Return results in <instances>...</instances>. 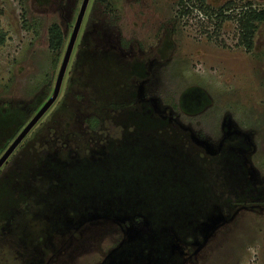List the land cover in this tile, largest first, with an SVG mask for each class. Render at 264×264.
Segmentation results:
<instances>
[{"label":"rangeland","instance_id":"rangeland-1","mask_svg":"<svg viewBox=\"0 0 264 264\" xmlns=\"http://www.w3.org/2000/svg\"><path fill=\"white\" fill-rule=\"evenodd\" d=\"M248 2L264 10L89 0L56 101L0 170V264H264V23L247 51L215 14ZM81 3L0 0V156Z\"/></svg>","mask_w":264,"mask_h":264},{"label":"trees","instance_id":"trees-1","mask_svg":"<svg viewBox=\"0 0 264 264\" xmlns=\"http://www.w3.org/2000/svg\"><path fill=\"white\" fill-rule=\"evenodd\" d=\"M195 2L198 3L200 9L202 10L205 0H181V3L187 5L188 3ZM233 7L232 2H228L225 6L226 10H229ZM186 9V8H185ZM107 12L109 13L110 21L115 23L118 18L117 16L111 15L110 10L108 9ZM188 13L187 10L184 11V14ZM222 19H232L237 23L238 34H237V43L240 46H243L247 51L252 49V38L257 29V25L264 23V10H256L252 8L251 4L248 2L244 4L243 8L235 15V16H226L223 13L222 9H219L217 13H215ZM3 42V35L0 34V44ZM64 44V34L57 24H51L47 29V47L48 49L53 52L55 55H59L60 50L62 49ZM90 124V128L93 130H97L100 122L95 118H91L88 120ZM36 172V170L32 171ZM34 177V176H33ZM42 178H36L35 180H41ZM31 180L26 181L25 187L28 189H37L38 184ZM33 184V185H32ZM35 201V200H34ZM40 201H35L32 203L34 206H37ZM30 204V203H29ZM29 206V205H28ZM27 206V207H28Z\"/></svg>","mask_w":264,"mask_h":264},{"label":"water","instance_id":"water-1","mask_svg":"<svg viewBox=\"0 0 264 264\" xmlns=\"http://www.w3.org/2000/svg\"><path fill=\"white\" fill-rule=\"evenodd\" d=\"M89 0H82L77 18L75 20V24L73 26V30L71 32L69 41L67 43L65 52L63 54V58L57 73V77L55 80V84L53 87V91L48 98V100L41 106V108L36 112V114L31 118V120L26 124V126L19 132V134L16 136V138L13 140V142L8 146V148L5 150V152L0 157V168L1 166L6 162V160L10 157V155L13 153V151L16 149V147L22 142V140L26 137V135L32 130V128L38 123V121L43 117V115L48 111V109L53 105V103L56 101L62 80L71 56V52L87 7Z\"/></svg>","mask_w":264,"mask_h":264},{"label":"flooded vegetation","instance_id":"flooded-vegetation-1","mask_svg":"<svg viewBox=\"0 0 264 264\" xmlns=\"http://www.w3.org/2000/svg\"><path fill=\"white\" fill-rule=\"evenodd\" d=\"M18 134H19V133H18ZM18 134H17V135H18ZM17 135H16V136H17ZM16 136H15V138H16ZM15 138H14V139H15ZM14 139H13V140H14ZM13 140L11 141V143L13 142ZM22 141H23V140H22ZM11 143H10V144H11ZM10 144H9V145H10ZM9 145H8V146H9ZM19 145H20V144H19ZM19 145H18V146H19ZM8 146L5 148V150L8 148ZM18 146L16 147L15 150H17ZM5 150L3 151V153L5 152ZM15 150H14L13 153L10 155V157H11L12 155H14ZM3 153H2V154H3ZM2 154H1V156H2ZM1 156H0V157H1ZM10 157H9V158H10ZM7 160H8V159H7ZM7 160H6V162H7ZM6 162L1 166V168L6 164ZM1 168H0V170H1Z\"/></svg>","mask_w":264,"mask_h":264}]
</instances>
